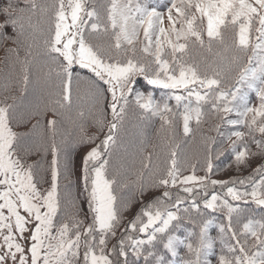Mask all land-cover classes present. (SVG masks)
Returning <instances> with one entry per match:
<instances>
[{"label":"snow or ice","instance_id":"snow-or-ice-1","mask_svg":"<svg viewBox=\"0 0 264 264\" xmlns=\"http://www.w3.org/2000/svg\"><path fill=\"white\" fill-rule=\"evenodd\" d=\"M7 44L0 264H264V0H0Z\"/></svg>","mask_w":264,"mask_h":264},{"label":"trees","instance_id":"trees-1","mask_svg":"<svg viewBox=\"0 0 264 264\" xmlns=\"http://www.w3.org/2000/svg\"><path fill=\"white\" fill-rule=\"evenodd\" d=\"M8 47H14V45H11V44L0 45V102H2L4 100V97L6 95L16 97L15 101L12 99H8L7 103H9V104H13V103L20 104L21 101H23L24 104H28L29 102H35L37 99V95H38V93L36 91V86H35V79H36L35 69H33V71H32L31 81H30L29 86H28L27 94H22L20 91V86L17 83L18 69L16 70V72H14V70L11 67V64L6 63V61H5L6 49ZM21 55L23 56V53H21ZM42 59L43 58H38V60H40V61H42ZM41 66L44 68V72L48 71L47 66H43L42 64H41ZM81 72L85 76L90 75V73H87L86 70H81ZM53 79H54V73H53ZM5 84L9 85L8 91H5V88H4ZM73 87L75 88L76 85L74 84ZM84 88H85V85L81 84L80 85L81 93H83ZM160 95H161V92L159 90H157L156 91L157 98H159ZM74 99H75V92H74ZM79 106L84 108L85 111H87L88 101L86 99L80 101ZM67 116L72 118V119L76 118L75 106L71 112L67 113ZM48 118L49 119L51 118V114H49ZM32 123H35V120H33ZM62 127L70 129L69 122L66 120ZM30 128H31V124H28L27 127L21 128L19 130L20 131H28V129H30ZM158 128H159V121H155L151 126H146L144 124V122L140 121L137 118V116L134 113H132L129 115L127 125H126V130H127V134H128L126 139L137 140L140 137V133L142 131H146L148 134L149 143L151 145H158L159 144V139L157 137ZM204 130H205V132H207V125H205ZM91 131H95V129L93 128V129H91ZM182 139H183L182 137H178V140L182 141ZM181 147H182V155L187 156L188 158L192 159L193 161H195V159H197V158L202 160L203 148H202V144L200 142L199 135H197L195 140H190L187 144H184L182 142ZM156 151L157 152L160 151L159 147L156 148ZM147 152L152 153L153 148L151 146L148 147ZM33 159H39V157H34ZM49 159H50V157H49ZM161 159H163V157H161ZM226 159H227V157H221V159L219 161H214V163L223 167L221 162L226 160ZM76 163H77V168H78L79 167V157H76ZM155 163H156V159H155V155H154L153 156V164H155ZM137 167H138V165H137ZM250 173H251V169L241 173L238 170H234L233 168H227V169L221 171L219 173V175L216 176L215 178L225 179V180H227L229 178H234L237 176H240L242 178L243 176H247ZM197 174L203 175L202 172H198ZM76 176L77 177L79 176V172H77ZM74 179H76V178L74 177ZM134 180H135V176L133 174H129L130 186H131L132 181H134ZM72 191H73L74 195L79 196L81 200L83 199L82 196H80L81 189L79 187L78 182L73 187ZM86 210L87 209L85 206V211ZM135 212H136V208H133L132 213L134 214ZM261 214L262 213L259 209L255 210V215L257 216V218H259V216ZM128 218L130 219L131 216H129ZM213 234H215V232ZM113 243H114V241H113Z\"/></svg>","mask_w":264,"mask_h":264}]
</instances>
